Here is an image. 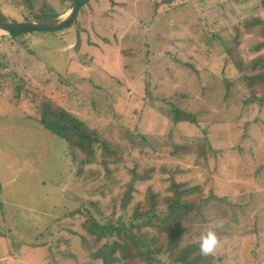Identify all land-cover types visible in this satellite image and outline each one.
<instances>
[{
	"label": "rangeland",
	"instance_id": "rangeland-1",
	"mask_svg": "<svg viewBox=\"0 0 264 264\" xmlns=\"http://www.w3.org/2000/svg\"><path fill=\"white\" fill-rule=\"evenodd\" d=\"M42 1L36 7L45 2L58 16L72 7L68 0ZM157 1L89 0L70 28L16 39L0 31V264H103L85 246L92 244V220L127 219L147 204L149 189L168 195L170 172L192 187L209 182L222 200L193 222L182 245L198 243L222 223L216 264H264V111L245 109L242 85L225 98L218 79L227 74L220 41L244 20L264 19V0H179L176 9L154 15L151 3ZM0 11L17 23L29 15L22 0H0ZM241 39L242 58H256L259 35ZM44 99L96 131L110 155L96 144L77 176L81 154L74 162L65 141L35 120ZM168 102L179 103L197 122L173 123ZM205 140L214 156L208 165L193 154L174 155L176 147ZM211 171L217 172L213 183ZM132 172L148 179L136 181L122 212ZM140 234L154 238L157 250L168 243V233L153 228ZM173 256L117 264H171Z\"/></svg>",
	"mask_w": 264,
	"mask_h": 264
},
{
	"label": "trees",
	"instance_id": "trees-1",
	"mask_svg": "<svg viewBox=\"0 0 264 264\" xmlns=\"http://www.w3.org/2000/svg\"><path fill=\"white\" fill-rule=\"evenodd\" d=\"M24 6L28 11V16L23 23L36 22L41 20H48L59 15L52 7L45 2L36 7L39 0H22ZM42 1V0H40ZM77 0H68V8H70ZM179 0H158L153 2L152 8L154 15L167 14L170 9H176L177 6L182 5V2L177 4ZM184 3L188 0H183ZM43 2V1H42ZM89 2V1H88ZM87 2V3H88ZM86 3V4H87ZM177 4V6H176ZM36 7V8H35ZM164 7V8H163ZM77 18V16H76ZM3 23H17L15 21H8L0 11V24ZM73 23H76V19ZM72 23V24H73ZM68 25L67 29L72 26ZM255 31L262 39L253 48V51L258 55L256 58L246 62L239 53L238 48L241 45V38L244 34ZM231 37L227 40H221L220 46L223 48L222 57H224L223 69L226 70V75L219 77V82L225 90V98L229 97V93L239 90V85H242L246 96L244 94L243 105L246 110L250 107H257L262 112L264 111V57L259 53L264 50V19L256 16L244 20L241 27L234 26L232 31H228ZM11 38H18L27 33L32 32H7ZM214 37V36H213ZM216 40V39H215ZM22 43V42H21ZM206 57V56H205ZM215 57V56H214ZM207 58V57H206ZM4 65L0 62V69ZM183 99L184 95L179 94ZM246 97V98H245ZM178 99V98H177ZM176 99V101H177ZM169 106L171 109L167 112V116L172 119L173 123H189L195 124V116L179 107V103L171 102ZM37 117L35 120L41 124L46 130L58 136L65 141L67 151L71 154L72 160L77 161L75 153L81 154L79 159L80 166L77 169V176H81L82 168L91 163L94 157V146L99 144L103 148V155L107 157L110 155V145L99 140L96 131L89 128V126L79 120L64 108L56 105L49 99H44L36 106ZM242 107V111H244ZM259 122V120H257ZM140 143L143 139L139 137ZM207 140L195 147H176L174 155L177 153L178 157L185 155H196V160H204V164H210L214 156L210 152ZM210 155H209V154ZM114 155V153L112 154ZM209 155V156H208ZM210 169V168H209ZM133 173V172H132ZM216 171L209 172V179L214 180ZM146 173L132 174L131 180L127 185V190L121 200V211L125 212L128 204L131 201L132 192L134 193V184L136 181L144 182L147 178ZM167 193L168 195L160 196L147 191V204L133 209L131 215L124 219L122 214L117 217L115 222L109 221L106 225H100L98 222L92 220L88 229V235L92 244H85L87 251L95 259L101 260L103 264H117L121 259L127 260L130 258H146L149 257L153 262L159 255L174 254L170 257L171 264H216V259L213 255L202 256L199 251L198 243H190L182 245L184 237H189L192 232L193 222L201 216L203 211L209 208L210 205L216 204L220 198L215 195L213 188L208 184L207 190L202 186H189L183 182H178L174 179L173 172L169 174ZM207 191V192H205ZM226 199V198H225ZM143 208V209H141ZM142 228H153L156 232L168 233V243L166 247L161 249L153 248L154 238H149L144 234H140ZM116 237L113 242H109L110 238ZM84 240V238L82 239ZM103 240H106L102 243ZM98 243H102L100 247H96ZM95 248V249H94ZM93 249L95 250L94 252ZM120 254L118 258L116 253Z\"/></svg>",
	"mask_w": 264,
	"mask_h": 264
},
{
	"label": "water",
	"instance_id": "water-1",
	"mask_svg": "<svg viewBox=\"0 0 264 264\" xmlns=\"http://www.w3.org/2000/svg\"><path fill=\"white\" fill-rule=\"evenodd\" d=\"M89 0H77L70 10L66 13L51 18L48 20H41L30 23H3L0 24V31H14V32H48L56 31L67 27L72 24L79 10L88 2Z\"/></svg>",
	"mask_w": 264,
	"mask_h": 264
},
{
	"label": "clouds",
	"instance_id": "clouds-1",
	"mask_svg": "<svg viewBox=\"0 0 264 264\" xmlns=\"http://www.w3.org/2000/svg\"><path fill=\"white\" fill-rule=\"evenodd\" d=\"M220 227H222V223H217L199 236V251L202 256H210L215 252L219 244L216 229Z\"/></svg>",
	"mask_w": 264,
	"mask_h": 264
},
{
	"label": "crops",
	"instance_id": "crops-1",
	"mask_svg": "<svg viewBox=\"0 0 264 264\" xmlns=\"http://www.w3.org/2000/svg\"><path fill=\"white\" fill-rule=\"evenodd\" d=\"M251 137V136H250ZM250 137H248V138H250Z\"/></svg>",
	"mask_w": 264,
	"mask_h": 264
}]
</instances>
